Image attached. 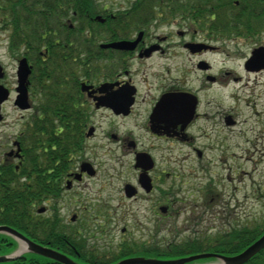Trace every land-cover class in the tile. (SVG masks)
Segmentation results:
<instances>
[{
  "label": "flooded vegetation",
  "instance_id": "obj_1",
  "mask_svg": "<svg viewBox=\"0 0 264 264\" xmlns=\"http://www.w3.org/2000/svg\"><path fill=\"white\" fill-rule=\"evenodd\" d=\"M84 1L0 0V135L3 131L4 136L10 137L0 158V180L5 192L8 183L12 185L14 198L17 174L28 149L27 139L31 144L32 133L38 129L37 118L47 116L40 103L72 102L78 111L74 125L80 132L76 147L63 154L58 168L50 169L46 163L41 174L33 166L28 171L32 182L37 179L49 183L51 175L58 179L48 184L43 214L52 215L49 223L64 232L65 218L57 201H73L76 209L70 219L79 224L75 230L81 234L89 222L87 213L91 212L83 201L100 199L106 190V199L118 201L117 205L127 200L149 206L140 219L142 224L138 220L137 225L152 227H145L149 231L142 234V241L132 240V244H158L159 228L165 220L174 218L172 207L184 200L182 192L186 188L195 191V198L208 193L198 188L199 184L197 189L193 185L208 174L210 146L213 150L216 146L235 147L230 138L239 123L236 114L225 111L221 99L209 98L212 90H222L229 82L214 70V61L210 60L222 53L218 46L221 35L209 28H176L185 23L223 24V0H198L196 4L193 0H127L122 13L114 12L108 5L99 11L96 0H90V9L84 8L82 13ZM253 20L260 22L264 18ZM133 23L139 27L131 34L132 27L127 25ZM163 25L175 30L150 31L153 26ZM137 38L140 39L134 49L107 46ZM199 43L214 47H192ZM55 71L60 73L56 85ZM244 71L264 73V69ZM234 75L230 82L239 83L241 76ZM83 83L90 87L83 89ZM71 116L63 112L55 119L63 142ZM100 119L105 123H100ZM210 136L212 143H204L210 141ZM100 150L105 152L101 160ZM184 163L190 170L186 171ZM196 174L199 177L193 179ZM92 179L100 181L96 197L89 183ZM163 205L165 210L161 209ZM109 209L106 208L109 219L105 222L111 225L112 217L119 214L115 213L117 206ZM134 213V208L126 205L124 216ZM15 214L13 203L10 216ZM97 219L104 221L100 216ZM109 225L103 228L107 234L112 231ZM121 232L128 234L129 227L124 226ZM238 232L230 233V238L235 236L237 240L225 241L233 243L229 244V251L218 253H239V243L247 238L249 230ZM193 254L197 253L167 259ZM263 254L264 250L245 264H264ZM218 259L224 261L222 257ZM192 263L206 262L198 259Z\"/></svg>",
  "mask_w": 264,
  "mask_h": 264
},
{
  "label": "rangeland",
  "instance_id": "obj_2",
  "mask_svg": "<svg viewBox=\"0 0 264 264\" xmlns=\"http://www.w3.org/2000/svg\"><path fill=\"white\" fill-rule=\"evenodd\" d=\"M126 1L96 0L99 11L103 12V6L108 5L110 9L114 12L118 11V13H122L126 8ZM197 1L193 0V4H196ZM204 16L210 17L208 13H205ZM210 25L202 22L200 24L185 23L176 26V28L195 29L203 26L210 29ZM135 29L134 27L130 33L134 34L138 31V29L134 31ZM169 30H175V27L170 29V26L165 25L153 26L150 31L153 33ZM210 30H215V28ZM220 34L221 32L215 33L219 36ZM249 35L250 37H240L239 40L235 39V41H231L233 36L228 40L223 37L222 41H219L221 43L218 42L222 53L210 57V60L214 61V70L220 71L225 76V80L229 82L225 83L226 87H223L222 90H212L213 93H210L209 98L221 99L225 111L231 110L236 114L239 123L235 128V135L230 138V144L235 145V147L218 148L216 146V149L213 150L212 145L210 146L208 174H205L203 178L200 177L198 182L194 181L193 185L197 189V184H199L198 188L202 187V189L208 190V193L206 194L204 191L205 197L197 194L195 198L192 196L195 191H191L185 186L186 189L182 192L184 200L177 201L173 205L174 218L165 220L159 228L158 244H146L158 247L159 251L153 252L158 253L162 252L163 249H168L169 253H176L178 252L177 249H181L186 254L195 251H199L195 253L220 254L218 252L222 250L229 251L231 248L229 244H233L230 242L231 240L224 244L225 246L221 244L219 247H209L210 241L213 244L216 241H228L231 236L230 233L234 231L239 233L238 230L242 229L252 233L251 229L254 226H261V229H264V73L248 74L244 71L243 66L251 55L252 49L264 45V30L254 28ZM242 39L246 41H242ZM224 40L227 41L223 42ZM234 74L241 76L242 80L239 83L230 82L231 77L235 76ZM193 85H196V81ZM237 95L240 96V99L236 98ZM100 123H105V121L100 119ZM0 129L2 130V126ZM9 139L10 137L4 136L3 131H1L0 158L4 155L7 147L5 143ZM210 142L212 143V136H210V141H204L206 144ZM104 154V150L99 151V160L104 159ZM177 155L180 158V154L177 153ZM184 168L186 171L190 170L186 163H184ZM198 177L196 174L193 179ZM89 183L93 190V196H99L97 192L100 181L92 179ZM106 193V190L102 191L100 199L83 201L91 212L87 213L86 218L89 222L82 228V234L87 238L86 244L90 252L110 257H99L102 261L113 258L123 242L142 241V234L149 231L145 227H152V224L141 226L136 224L138 220L142 224L140 219H143L144 212H148L149 206H146V203L121 200L119 201L120 204L117 205L118 201L106 199ZM126 205L134 208V216H124ZM116 206L117 211L115 213H118L119 216H111L114 221L109 225V222H105V219L108 218L106 208H110L111 211V208H116ZM59 207L60 214L65 218L66 227L74 231L79 225L70 221L74 209H76L74 202L63 200ZM91 214L92 217H90ZM98 216L104 221H100V219L96 221ZM108 225L112 229L109 234L103 230ZM124 226L129 227V233L122 235L121 230ZM228 231L230 232L228 233ZM239 246L241 247V245ZM236 250L235 248L234 253ZM168 252L158 254L164 256L168 255ZM238 252L240 253V251ZM205 262L204 264L225 263L216 256L205 259ZM101 263L99 261L93 264Z\"/></svg>",
  "mask_w": 264,
  "mask_h": 264
},
{
  "label": "trees",
  "instance_id": "obj_3",
  "mask_svg": "<svg viewBox=\"0 0 264 264\" xmlns=\"http://www.w3.org/2000/svg\"><path fill=\"white\" fill-rule=\"evenodd\" d=\"M84 1V0H83ZM214 0H210L212 2ZM240 6H235L232 0H223L225 8V22L223 24H211V28H222V31L226 37L233 35H249L254 28L258 29L257 21H253L254 18H261L264 16V0H240ZM216 3L218 0L215 1ZM90 0L83 2L82 13L84 8L90 9L88 6ZM222 5V6H223ZM211 10V8H210ZM216 16H219L218 11L215 12ZM100 25V24H98ZM123 26L126 24L122 23ZM133 25L131 30L137 27V24ZM127 25V26H131ZM54 84L56 85L59 80L60 73L55 71L53 73ZM41 109L47 113L46 117L37 118L38 129L32 133V142L27 139L26 146V158L20 167V172L17 174L16 186L13 198V189L11 184L8 183V190L4 191L3 180H0V223H6L12 227L17 228L21 232L30 235L34 239L44 243L50 244V246L59 250H68L76 253V250L80 253L83 252L82 248L85 244H78L75 236L71 232H59L54 226L49 223L51 219L44 218L37 214V207L44 201V198L48 194V184L56 183L58 179L54 175L50 176V182L47 181L41 183L39 180L33 182L29 179L30 166L35 167V171H39L41 174L45 170L46 163L49 164V168H58L57 162L63 160V154L73 151L76 147L80 132L75 127L74 115L77 114V109L72 102H61L58 100L52 101L49 104L43 105L40 103ZM65 112L72 115L67 120L70 125L67 127L65 135V141H62V137L56 130L55 119L59 114ZM31 145V148L29 146ZM51 188V186H50ZM15 204L16 214L10 216L11 209ZM255 232L248 233L249 235L245 239H241L240 248H243L252 243L258 238L264 229L261 226H256ZM240 239V238H239ZM11 239L8 236L0 234V254L8 253L13 250L16 244H11ZM222 240L221 242H215L211 247H219L221 244H226ZM213 244V243H211ZM217 244V245H216ZM131 247L125 245L122 248L123 254L120 257L128 255V251ZM76 249V250H75ZM178 251V249H177ZM147 252V251H146ZM168 252V249H163L161 254ZM169 253V252H168ZM148 255V254H147ZM0 264H59L54 260L40 257L35 254L25 253L18 259L0 263Z\"/></svg>",
  "mask_w": 264,
  "mask_h": 264
},
{
  "label": "water",
  "instance_id": "obj_4",
  "mask_svg": "<svg viewBox=\"0 0 264 264\" xmlns=\"http://www.w3.org/2000/svg\"><path fill=\"white\" fill-rule=\"evenodd\" d=\"M138 40L114 42L109 44L108 46L118 49H132L136 46ZM247 67H249L250 69H253L255 67L256 68L264 67V47L258 48L254 51L253 56L247 61ZM83 88H88V87L84 85ZM126 101L128 103L130 102L128 101V99ZM25 107L28 106L26 105ZM0 232H7L17 237L18 239L22 240L23 242L26 243L27 249L32 252L55 259L58 262H61L62 264H78L74 262L72 259H70L67 255L60 253L59 251H56L50 247L39 245L10 227L0 226ZM263 248H264V235L261 236L258 240H256L242 253L232 257H225L228 262L227 264H243ZM213 255L214 254L207 253V254L191 256L189 258H185L182 260H174V261L148 259L144 257H134V258L123 259L115 264H188L186 262L189 260L197 259L200 257L213 256ZM13 259L15 258L9 255L0 256V262L11 261Z\"/></svg>",
  "mask_w": 264,
  "mask_h": 264
},
{
  "label": "bare ground",
  "instance_id": "obj_5",
  "mask_svg": "<svg viewBox=\"0 0 264 264\" xmlns=\"http://www.w3.org/2000/svg\"><path fill=\"white\" fill-rule=\"evenodd\" d=\"M0 226H7V227H10V228H12V229L18 231L19 233H23V232H21L20 230H18L17 228L12 227V226H10V225H8V224H6V223H0ZM15 241H16V240H15ZM16 242H17V241H16ZM17 244H22V243H21V242H17Z\"/></svg>",
  "mask_w": 264,
  "mask_h": 264
}]
</instances>
